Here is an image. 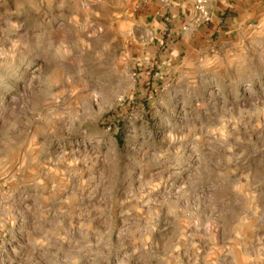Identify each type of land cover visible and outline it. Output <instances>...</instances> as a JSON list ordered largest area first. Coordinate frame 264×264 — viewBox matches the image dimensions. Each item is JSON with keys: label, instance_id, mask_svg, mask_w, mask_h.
Instances as JSON below:
<instances>
[{"label": "rangeland", "instance_id": "1", "mask_svg": "<svg viewBox=\"0 0 264 264\" xmlns=\"http://www.w3.org/2000/svg\"><path fill=\"white\" fill-rule=\"evenodd\" d=\"M34 1L0 26V264H264V38L141 77L136 0Z\"/></svg>", "mask_w": 264, "mask_h": 264}, {"label": "crops", "instance_id": "2", "mask_svg": "<svg viewBox=\"0 0 264 264\" xmlns=\"http://www.w3.org/2000/svg\"><path fill=\"white\" fill-rule=\"evenodd\" d=\"M71 1H64L67 9ZM197 1L170 0L162 7L141 5L136 0L129 37L134 46L131 58L141 77L153 75L158 79L167 73L189 76L192 68L188 62L203 61L210 52L220 51L223 46L241 44L253 31L257 41L264 38V0H206L204 9L208 20L195 9ZM37 10L34 0H0V26L5 21L10 25L5 24L3 34L30 29L36 21ZM156 82L153 79L147 83L151 93L158 89ZM144 86L146 83L142 82L140 88Z\"/></svg>", "mask_w": 264, "mask_h": 264}, {"label": "built area", "instance_id": "3", "mask_svg": "<svg viewBox=\"0 0 264 264\" xmlns=\"http://www.w3.org/2000/svg\"><path fill=\"white\" fill-rule=\"evenodd\" d=\"M141 5H150V4H157L162 7H166L170 0H138ZM206 3V0H198L195 5V9L199 12V14L202 16L203 19L208 20L207 13L204 9V5ZM95 24H93L91 27H93ZM100 28H96V32L99 31ZM93 35V34H92ZM91 35V36H92Z\"/></svg>", "mask_w": 264, "mask_h": 264}]
</instances>
